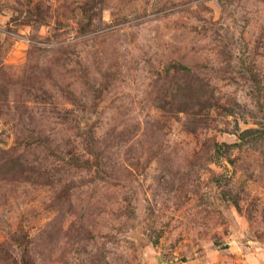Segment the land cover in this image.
<instances>
[{"label":"rangeland","instance_id":"obj_1","mask_svg":"<svg viewBox=\"0 0 264 264\" xmlns=\"http://www.w3.org/2000/svg\"><path fill=\"white\" fill-rule=\"evenodd\" d=\"M0 264H264V0H0Z\"/></svg>","mask_w":264,"mask_h":264}]
</instances>
